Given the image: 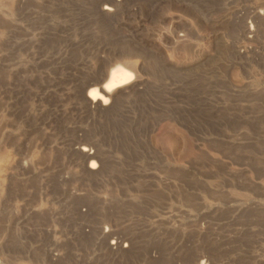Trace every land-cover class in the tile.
Listing matches in <instances>:
<instances>
[{
    "label": "rangeland",
    "instance_id": "1",
    "mask_svg": "<svg viewBox=\"0 0 264 264\" xmlns=\"http://www.w3.org/2000/svg\"><path fill=\"white\" fill-rule=\"evenodd\" d=\"M0 101V264H264V0H0Z\"/></svg>",
    "mask_w": 264,
    "mask_h": 264
},
{
    "label": "bare ground",
    "instance_id": "2",
    "mask_svg": "<svg viewBox=\"0 0 264 264\" xmlns=\"http://www.w3.org/2000/svg\"><path fill=\"white\" fill-rule=\"evenodd\" d=\"M12 3H13V1H12ZM9 6H10V4H9ZM7 8H8V6H7ZM11 9V8H10ZM104 10H106V11H109L110 10V8H108V7H104ZM3 48V47H2ZM127 64V63H126ZM133 64V63H132ZM6 71V70H5ZM8 71V70H7ZM134 71V70H133ZM8 73V72H7ZM131 79H132V74H131V72H128V71H126V70H121V71H119L117 74H115L113 77H112V79L110 80V82H109V84L106 86V93L107 92H109L110 90H112V89H115V88H117V87H120V86H122V85H124V84H127V83H129L130 81H131ZM7 81V80H6ZM8 82V81H7ZM135 84V83H134ZM131 86V85H130ZM6 87V86H5ZM102 88V87H101ZM128 88V87H127ZM102 91V90H101ZM90 94V93H89ZM105 94V93H104ZM90 97H91V99L93 100V101H96V100H98V99H100L101 100V102H102V104H104V100H105V98L103 97V96H101L98 92H97V90L95 89V90H93L92 91V93H91V95H90ZM111 98V97H110ZM110 100V99H109ZM1 102V101H0ZM3 102V101H2ZM19 102V101H18ZM97 103H98V101H97ZM100 103V102H99ZM1 105V104H0ZM15 120V119H14ZM13 121V120H12ZM17 139V138H16ZM2 148V147H1ZM81 150H82V152H87V149L85 148V147H83L82 146V148H81ZM80 150V151H81ZM86 156L88 157V158H91L92 157V155H91V153H86ZM5 159V158H4ZM17 162V161H16ZM2 167V166H1ZM89 168L90 169H94L95 168V163L92 161L91 163H90V165H89ZM105 231V230H104Z\"/></svg>",
    "mask_w": 264,
    "mask_h": 264
}]
</instances>
